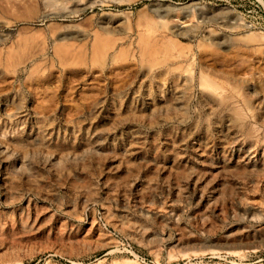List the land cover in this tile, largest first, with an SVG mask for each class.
<instances>
[{
    "label": "rangeland",
    "instance_id": "1",
    "mask_svg": "<svg viewBox=\"0 0 264 264\" xmlns=\"http://www.w3.org/2000/svg\"><path fill=\"white\" fill-rule=\"evenodd\" d=\"M0 3V264H264V0Z\"/></svg>",
    "mask_w": 264,
    "mask_h": 264
},
{
    "label": "bare ground",
    "instance_id": "2",
    "mask_svg": "<svg viewBox=\"0 0 264 264\" xmlns=\"http://www.w3.org/2000/svg\"><path fill=\"white\" fill-rule=\"evenodd\" d=\"M55 1V0H54ZM1 4V3H0ZM56 4V3H55ZM5 5V4H4ZM58 6V5H57ZM15 7V6H14ZM19 7V6H18ZM5 8V7H4ZM8 9V8H7ZM18 9V8H17ZM4 10V9H3ZM11 10V9H10ZM2 11V10H1ZM14 12V11H13ZM13 14V13H12ZM23 14V13H22ZM19 17V16H18ZM170 66V65H169ZM180 66V65H179ZM178 66V67H179ZM188 66V65H187ZM174 67H175V65H174ZM173 68V67H172ZM170 69V68H169ZM200 71V70H199ZM199 73V72H198ZM163 74H164V72H163ZM201 74V73H200ZM203 78V77H202ZM200 80H202V79H200ZM200 80H199V82L198 83H200L201 84V82L203 81H201L200 82ZM215 83H217V82H215ZM227 83V82H226ZM202 84H204L203 82H202ZM212 84V83H211ZM200 86V85H199ZM210 86V85H209ZM210 87H212V86H210ZM214 87V86H213ZM209 88V87H208ZM210 89H212V88H210ZM223 89V88H222ZM239 89V88H238ZM242 92V91H241ZM240 92V93H241ZM237 94V93H236ZM240 95V94H239ZM243 95V94H242ZM230 96V95H229ZM245 97V96H244ZM234 98V97H233ZM246 98V97H245ZM170 99V98H169ZM246 99H248L247 101H249V98H246ZM242 100V99H241ZM244 100V99H243ZM245 101V100H244ZM236 102V101H235ZM246 102V101H245ZM232 104V103H231ZM241 106V105H240ZM245 107V106H244ZM216 108V107H215ZM235 108H236V106H235ZM234 108V109H235ZM224 110V109H223ZM215 111V110H214ZM251 111V110H250ZM249 111V112H250ZM213 112V111H212ZM241 113V112H240ZM239 112H238V114H240ZM242 116V115H241ZM245 116V115H244ZM258 117V116H257ZM261 117V116H260ZM232 118V117H231ZM253 118V117H252ZM238 119V118H237ZM197 121V120H196ZM236 121V120H235ZM246 121V120H245ZM195 122V121H194ZM240 124V123H239ZM250 124V123H249ZM253 124V123H252ZM238 126V125H237ZM248 126V125H247ZM251 126H253V125H251ZM246 127V126H245ZM249 127V126H248ZM248 129H250V128H248ZM259 129V128H258ZM255 132H256V129H255ZM263 134H264V132H263ZM187 135V134H186ZM254 137V136H253ZM32 140V139H31ZM218 141V140H217ZM40 142V141H39ZM17 143H19V142H17ZM23 143V142H22ZM22 145V144H21ZM32 145V144H31ZM44 145V144H43ZM24 148V147H23ZM170 148V147H169ZM73 150V149H72ZM173 151V150H172ZM50 153V152H49ZM208 153V152H207ZM242 155V154H241ZM172 156V155H171ZM176 158V157H175ZM145 162H146V160H145ZM264 164V163H263ZM156 164H154V166H155ZM162 167V166H161ZM182 167V166H181ZM190 167V166H189ZM222 167V166H221ZM191 168V167H190ZM246 168V167H245ZM160 169V168H159ZM252 169V168H251ZM176 171V170H175ZM258 171V170H257ZM139 172V171H138ZM191 172V171H190ZM185 174V173H184ZM183 174V175H184ZM238 174V173H237ZM248 174V173H247ZM130 177V176H129ZM146 177H148V176H146ZM177 177V176H176ZM201 177V176H200ZM148 179H150V178H148ZM147 179V180H148ZM193 180V179H192ZM118 181V180H117ZM216 181V180H215ZM149 182V181H148ZM211 182V181H210ZM147 184V183H146ZM223 184V183H222ZM116 185V184H115ZM11 187V186H10ZM216 187V186H215ZM36 189V188H35ZM177 189H178V187H177ZM44 190V189H43ZM145 190V189H144ZM235 190V189H234ZM232 191V190H231ZM228 193V192H227ZM209 201V200H208ZM218 205V204H217ZM200 221V220H199ZM206 221V220H205ZM209 226V225H208ZM206 227V226H205ZM214 228V227H213ZM207 231V230H206ZM214 231V230H213Z\"/></svg>",
    "mask_w": 264,
    "mask_h": 264
}]
</instances>
